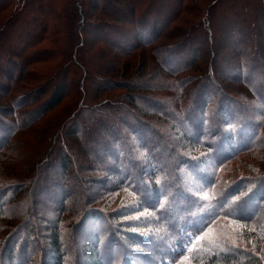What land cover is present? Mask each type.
I'll list each match as a JSON object with an SVG mask.
<instances>
[{
	"label": "rangeland",
	"instance_id": "374dc122",
	"mask_svg": "<svg viewBox=\"0 0 264 264\" xmlns=\"http://www.w3.org/2000/svg\"><path fill=\"white\" fill-rule=\"evenodd\" d=\"M188 3L190 11L193 8L198 10L200 20L206 15L209 21L213 17L217 20L218 31L211 32L213 40H216L214 46H218L220 51L215 60L217 68L214 66L219 78L216 83L219 84L218 89H224L235 99V105L238 106L240 104L237 102H242L246 110L240 112L234 107L230 114H223V130L228 133L229 138L224 140L222 147L218 149L219 152L209 150L207 144L199 146L193 143L187 148L188 151L178 150V157L192 154V157L197 158L187 165L176 167V178L164 167L169 177L165 173H159V176L166 177L165 181H177L181 185L179 201L181 204L184 202L186 211L181 213L180 226L173 227L161 219L159 206L153 202V191L145 192L142 189L145 187L143 185L152 182L148 177H154L153 172L162 167H145L144 164V167H135L136 171L128 167L127 172L131 178L125 183H121V178L114 172L116 167H110L112 172L107 181H96L97 177H106L92 172L98 167H86L87 186L83 183L80 186L81 177L78 171L73 167L66 171L60 166L61 150L58 147L53 148V137L61 130L65 115H73L76 107H79L82 98L76 95L77 82L74 76H71L72 88L68 97L54 110L43 111L44 106H40L42 98L31 101L28 96H23L27 90L23 88L24 83L18 76L22 69L28 67L25 56H20L18 48L8 53L6 59L0 60V124L5 122L7 125H28L30 129L23 130L9 139L0 154V249L9 237H12L10 243L14 246L19 245L25 237L27 241L24 243L40 241L41 238L44 244L48 243V227L60 220L67 233L63 250L71 245L74 246L73 250H80L86 243L107 239L106 252L112 253V258L126 261V264H227L223 263L224 261L215 262L212 259L214 253L222 256L223 252L231 254L234 250L240 256L236 264H262L264 256L258 251L264 253V100L259 97L258 92L264 83V68L260 75L259 70L255 73L249 72L247 66L262 64L261 60L264 63V54L257 52L255 55L248 42L245 43L249 32L247 25L250 24L243 22L242 10L236 13L229 8L218 12L212 7V0H188ZM185 14L189 17L190 12ZM250 26V35L255 32L253 40L259 38V41L264 42V22L254 20ZM257 26L262 29H259L260 32L257 31ZM91 29L89 25L85 29L82 28L83 36L90 41L94 38ZM189 32L193 37L184 45L183 42L188 36L186 34ZM210 41V34L203 25L190 30L185 22H177L172 24L164 36L158 39V44H155L158 51L163 47L159 53L166 47L168 58L173 64L176 61L181 62L190 52L194 53L186 60L199 57L180 91L169 89L153 94L165 95L170 99V104L179 116H182L188 103L186 97H193L197 90H200L203 82L198 86L199 77L207 76L206 80L209 79L207 73L210 59H207L205 50L211 51ZM166 64L173 69L172 64ZM90 84L94 85V82ZM109 93L119 96L124 90ZM145 106L152 107L153 104L144 102L143 107ZM127 116V113L124 114V117ZM138 117V120L129 119V122L136 126L138 134H133L125 124L121 125V131L126 136L125 139H129L128 143L132 145L135 153L142 155L143 140L140 142L137 137L142 135V127H147L145 122L142 123V119L152 121L167 130V133L163 132L166 142L168 138L170 142L174 141L171 139L173 137L177 139V143H184L178 126H174L176 123L171 119L147 113ZM254 121L260 123L253 125ZM179 122L191 137L192 128L193 131H200L201 126L188 125L182 120ZM210 123L211 121L207 125ZM116 125L115 119L114 126ZM80 126L84 130L87 123ZM260 127L261 133L256 135L255 131ZM205 134L207 141L212 139L208 133ZM6 138L7 136L2 138L1 142L4 140L3 143H6ZM72 141L75 142L74 138ZM83 143L82 141L81 145ZM180 145L181 143L177 144V148H180ZM153 146L160 147L159 144ZM49 147H52V150L48 153ZM43 151H46L44 157ZM172 151L171 155L176 149ZM94 153L97 155L99 152L96 150ZM29 154L33 156L30 160ZM223 155L225 156L222 158ZM100 162L108 165L105 160ZM170 169L172 170L171 167ZM47 175H50L51 179L47 180ZM159 176L158 183L162 181ZM39 177L41 182L38 181ZM21 179L25 182L17 184ZM13 183L15 184L12 185ZM90 196L93 204L90 203L87 208L91 209L84 210L81 206ZM154 206L157 209L153 208ZM96 208L104 210L110 219L102 212L95 211ZM30 217L31 221L18 229L17 225ZM85 219L88 239L73 230L79 228L80 221ZM195 223L198 226H194ZM32 224L36 227L35 231ZM119 227L120 230H117ZM33 234L37 235L34 240ZM133 239L140 242L139 248H132ZM142 248L148 252L145 250L146 253L143 251L142 254ZM6 254L7 249L0 253V260L3 256L5 259ZM23 255L24 264L31 255L29 244ZM44 258L47 259V256ZM72 258L73 255L67 264H74ZM82 258L79 264H98L96 260ZM3 261L7 264V260Z\"/></svg>",
	"mask_w": 264,
	"mask_h": 264
},
{
	"label": "trees",
	"instance_id": "16d2710c",
	"mask_svg": "<svg viewBox=\"0 0 264 264\" xmlns=\"http://www.w3.org/2000/svg\"><path fill=\"white\" fill-rule=\"evenodd\" d=\"M212 7L218 12L229 8L236 13L242 10L243 22L246 21L250 25L254 23V20L264 22V0H212ZM185 12H190L189 17ZM201 20L196 8L190 11L188 0H0V60L6 59L9 56L8 53L20 48L19 54L21 57L25 56L28 67L22 69L21 75L18 76L24 83L23 88L27 90L23 96H28L31 101L42 98L40 106H44L43 111L49 112L68 97L72 88L70 77L74 76L77 82L76 95L82 98L79 101V107H76L73 115H65L63 124L60 126L61 130L53 137V148L58 147L61 150L60 166L66 171H70L71 167L76 169L81 177L78 178L80 186L82 183L85 185L87 183L85 181V173L88 172L86 167H98L92 169V172L107 177H97L96 181L100 179L107 181L112 172L110 167H116L114 172L121 178V183L131 178L127 172L128 167L135 171V167H144V164L145 167H162L153 172L154 177H148L152 182L143 185L145 187L142 189L145 192L153 191L151 195L154 198L153 202L159 206L161 219L173 227L180 226L181 213L186 211L184 202L181 204L179 201L181 185L177 181H165L166 177L159 176V173H165L164 168H166L176 178L178 175L175 172L176 167L187 165L197 158L192 157V154H180L185 156L178 157V150H187L193 143L199 146L207 144L209 150L219 152L218 149L222 147L224 140L229 138L228 133L223 130V114H230L234 107L240 112L246 110L242 102H237L240 104L238 106L235 105V99L227 91L218 89L219 84L216 82L219 78L214 66L216 67L215 60L220 51L218 46H214L216 40H213L211 35L212 31H218L217 20L215 21L213 17L209 21L208 15ZM177 22H185L190 30L203 25L210 34L211 40V51L205 50L207 59H210L207 73L209 79L206 80L207 76L199 77L198 86L201 82L203 84L195 96L186 97L188 103L184 107L182 116L174 111L170 99H167L165 95H153L169 89L180 91L190 77L189 71L196 64L194 62L199 58L196 56L194 59L186 60L194 53L190 52L182 60L184 63L176 61L173 64L168 58L166 47L160 53L163 47H160L159 51L156 49L155 44H158V39ZM87 25L92 27L91 31L94 34L91 41L82 34V28L85 29ZM250 25H247L249 32L245 43L248 42V46L255 55L257 52L264 54V42L259 41V38L253 40L255 32H252V36L250 35L252 29ZM256 29L258 32H260L259 29L262 30L260 26ZM186 35L189 37L185 38L184 45L193 37L191 32ZM261 61L262 64L247 66L249 72L255 73L259 70V74L262 75L264 63ZM166 63L172 64L173 69H170ZM90 82H94V85ZM121 89L124 90L122 95L114 96V93H109ZM258 94L264 100V83ZM144 102L152 103L153 106L143 107ZM126 113L127 118L124 117ZM145 113L160 118L166 117L175 122L174 126H178L181 140L184 142H179L180 148H177L179 143L173 137L171 139L174 141L170 142L168 138L166 142L164 134L168 132L167 130H163L152 121L142 119V123L147 124L146 128L142 127V135H137L140 142L143 140L142 155L135 153L132 145L128 143L129 139H125L121 125L125 124L133 134H138L136 126L132 125L129 119L138 120V116ZM115 119L116 126H114ZM181 120L188 125L201 126L200 131H193L192 128L193 136L191 137L179 122ZM210 121L212 125H207ZM82 123H87V128L84 130L80 128ZM259 123L254 121L253 125ZM29 129L28 125H7L2 122L0 124V154L9 139ZM86 130L90 132L87 133ZM205 133H208L212 139L207 141ZM255 133L260 134L261 127ZM5 136H7V142L3 143L4 140L2 142L1 140ZM82 141L83 145H81ZM154 144H159L160 147H154ZM175 149V153L171 155L172 150ZM49 150H52V147H49L48 153ZM96 150L99 152L97 155L94 153ZM45 153L46 151L42 152V157ZM32 157L29 154V160ZM104 160L108 165L100 162ZM33 162L35 164V161ZM165 174L169 177V173ZM158 176L162 180L159 183ZM40 177L39 182H41ZM48 179H51L50 175H47ZM23 182L25 181L21 179L17 184ZM15 187L18 186L15 185ZM91 201L92 196L87 198L81 207L90 211L91 208L87 207L92 203ZM36 202L39 203V201ZM94 210L102 212L109 218L104 210L98 208ZM31 219L32 217L17 225L18 229L25 227ZM80 222L81 226L73 230L76 233H82L83 235L80 236L88 239L86 219ZM53 224L47 229L48 243L45 244L42 238L40 241L24 243L27 241L25 237L19 245L14 246L10 243L12 237L7 238V243L1 246L0 253L7 249L8 254L5 259H3L4 256L2 257L1 264H5L3 260H7V264H23V253L28 244L31 247V255L24 264H67L71 255H73L71 260L74 264L81 263L82 257L91 261L96 260L98 264H111V259L112 264H126V261H120L117 257L112 258V253L106 252L107 239L86 243L80 250L77 248L73 250V245L63 250L67 233L60 220ZM195 225L198 226L197 223ZM33 227L32 224V229ZM117 230H120V227ZM33 236L34 240L37 235L33 234ZM138 243L140 242H135L133 239L132 248H139ZM144 248H142V254H144L143 251L145 253L147 251ZM258 253L264 256L263 252L258 251ZM223 254L218 256L214 253L212 259L215 262L236 264L240 257L235 250L231 254L228 252ZM44 256H47V259ZM263 262L264 258L262 264Z\"/></svg>",
	"mask_w": 264,
	"mask_h": 264
}]
</instances>
